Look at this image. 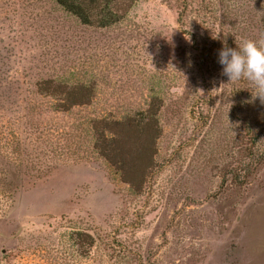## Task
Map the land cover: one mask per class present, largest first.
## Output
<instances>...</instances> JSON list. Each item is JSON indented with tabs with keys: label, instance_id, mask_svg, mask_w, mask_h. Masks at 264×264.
<instances>
[{
	"label": "rangeland",
	"instance_id": "374dc122",
	"mask_svg": "<svg viewBox=\"0 0 264 264\" xmlns=\"http://www.w3.org/2000/svg\"><path fill=\"white\" fill-rule=\"evenodd\" d=\"M262 33L264 0H134L108 27L0 0V264H264L260 98L218 63Z\"/></svg>",
	"mask_w": 264,
	"mask_h": 264
},
{
	"label": "trees",
	"instance_id": "16d2710c",
	"mask_svg": "<svg viewBox=\"0 0 264 264\" xmlns=\"http://www.w3.org/2000/svg\"><path fill=\"white\" fill-rule=\"evenodd\" d=\"M56 4L61 7L65 12L71 14L83 25H95L97 27H108L118 22L124 13L128 10L134 0H54ZM50 84V81H48ZM46 94L53 97L63 96V100H69L71 106H81L87 104L88 97L85 96H67L68 92L58 90L56 87H48ZM62 94V95H61ZM196 110H200L196 104ZM244 119L242 120L245 134L247 135V143L254 145L258 138L264 137V99L253 100L245 107ZM141 118H134L137 120L135 125H130L136 128L140 136L145 137L143 131L148 127L154 134H157L158 123L156 114L152 113L149 109L139 113ZM258 119V121H257ZM120 123V122H117ZM152 125L155 128H152ZM154 134L151 136L155 138ZM108 140L115 141L114 135H109ZM98 140L101 138L96 137ZM103 139V137H102ZM247 153V152H246ZM252 156V153H248ZM8 173V172H7Z\"/></svg>",
	"mask_w": 264,
	"mask_h": 264
},
{
	"label": "clouds",
	"instance_id": "9594fccd",
	"mask_svg": "<svg viewBox=\"0 0 264 264\" xmlns=\"http://www.w3.org/2000/svg\"><path fill=\"white\" fill-rule=\"evenodd\" d=\"M218 63L228 81L250 82L256 97L264 99V33L260 40L243 39L237 47L225 42L218 52Z\"/></svg>",
	"mask_w": 264,
	"mask_h": 264
}]
</instances>
